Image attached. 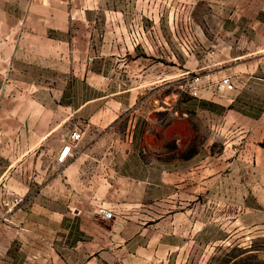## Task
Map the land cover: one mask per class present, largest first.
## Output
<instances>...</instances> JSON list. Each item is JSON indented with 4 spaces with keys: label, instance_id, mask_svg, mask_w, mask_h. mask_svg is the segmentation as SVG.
Returning a JSON list of instances; mask_svg holds the SVG:
<instances>
[{
    "label": "rangeland",
    "instance_id": "374dc122",
    "mask_svg": "<svg viewBox=\"0 0 264 264\" xmlns=\"http://www.w3.org/2000/svg\"><path fill=\"white\" fill-rule=\"evenodd\" d=\"M96 3L83 29L90 88L75 95L100 96L91 111L106 103L120 117L85 143L94 158L63 220L75 239L63 255L69 264H264V0ZM224 76L255 119L196 101ZM74 129L80 150L84 126Z\"/></svg>",
    "mask_w": 264,
    "mask_h": 264
},
{
    "label": "crops",
    "instance_id": "0c3cea01",
    "mask_svg": "<svg viewBox=\"0 0 264 264\" xmlns=\"http://www.w3.org/2000/svg\"><path fill=\"white\" fill-rule=\"evenodd\" d=\"M96 2L0 0V190L23 197L6 218L0 213V264H69L63 254L75 248L74 232L61 227L94 158L85 143L93 127L120 117L106 103L91 111L100 96L75 95L90 88L83 29L90 25L89 13L100 7ZM201 91L195 98L201 105L218 103L240 120L255 119L236 105L238 95L229 89ZM188 116L184 110L178 118ZM258 119L264 124V110ZM79 123L83 148L58 161Z\"/></svg>",
    "mask_w": 264,
    "mask_h": 264
},
{
    "label": "built area",
    "instance_id": "2783aa9c",
    "mask_svg": "<svg viewBox=\"0 0 264 264\" xmlns=\"http://www.w3.org/2000/svg\"><path fill=\"white\" fill-rule=\"evenodd\" d=\"M220 88L231 89L234 87V83L230 76H224L221 78L219 83ZM197 94V91H194ZM80 133L78 129H74L62 149L58 154V161H65L68 156L71 154L72 149H74L75 142L77 141ZM23 201V197L19 194H16L10 190H0V213H5L3 218H6L7 214L13 212L18 205Z\"/></svg>",
    "mask_w": 264,
    "mask_h": 264
},
{
    "label": "water",
    "instance_id": "95a60500",
    "mask_svg": "<svg viewBox=\"0 0 264 264\" xmlns=\"http://www.w3.org/2000/svg\"><path fill=\"white\" fill-rule=\"evenodd\" d=\"M163 118L161 120V123H166L168 121V119L170 118V111H163L162 112Z\"/></svg>",
    "mask_w": 264,
    "mask_h": 264
}]
</instances>
